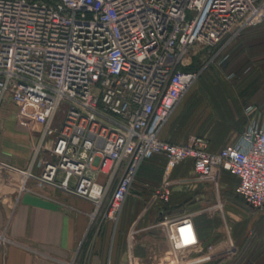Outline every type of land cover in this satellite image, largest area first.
<instances>
[{"label":"built area","instance_id":"1","mask_svg":"<svg viewBox=\"0 0 264 264\" xmlns=\"http://www.w3.org/2000/svg\"><path fill=\"white\" fill-rule=\"evenodd\" d=\"M263 23L264 0H0V111L13 104L40 123L28 166L16 170L18 195L34 180L92 202L91 221L105 205L102 220L116 226L141 166L161 156L154 199L169 201L173 168L190 161L199 180L226 172L236 196L263 208L264 109L248 106L243 131L217 151L202 136L159 137L202 73L185 69L188 50L201 43L222 64ZM11 170L0 160V177ZM157 226L176 256L199 244L189 218ZM227 239L228 250L209 249L231 253Z\"/></svg>","mask_w":264,"mask_h":264},{"label":"crops","instance_id":"2","mask_svg":"<svg viewBox=\"0 0 264 264\" xmlns=\"http://www.w3.org/2000/svg\"><path fill=\"white\" fill-rule=\"evenodd\" d=\"M246 41L238 51H247L248 57L264 45L261 36L253 39L252 35ZM195 106L202 108L199 116L191 113ZM248 106L228 85H193L159 137L183 143L191 136H202L209 149L217 151L235 142L243 131L251 117L245 112ZM253 107L257 112L264 109ZM6 111L12 117L0 120V160L13 170L2 171L0 177V264H65L72 259L73 264H227L218 262L220 254L209 248L224 243L223 203L230 205L231 195L236 196V179L230 174L218 171L214 182H204L196 177L190 161L183 162L173 168L170 198L162 203L154 199V192L163 180L165 161L155 156L141 166L116 226L101 217L94 227V204L88 200L34 180L18 195L16 170L28 166L40 123L18 114L13 104H5L0 117ZM182 218L192 222L199 244L179 257L157 224ZM237 232L232 230L227 236L233 245Z\"/></svg>","mask_w":264,"mask_h":264},{"label":"rangeland","instance_id":"3","mask_svg":"<svg viewBox=\"0 0 264 264\" xmlns=\"http://www.w3.org/2000/svg\"><path fill=\"white\" fill-rule=\"evenodd\" d=\"M263 26L244 31L238 40L233 42L224 51V54H228V58L222 64H219L217 57L214 56V49L210 51V49L201 43L194 44L186 54L185 68L193 70L202 69V73L193 85L197 87L204 84L211 86L228 85L234 88L244 105H254L263 109L264 58L261 57L263 56L262 53H264V45L256 49L254 48L250 57L247 56V51L244 53L238 51V47L247 44L246 40H248L249 36L253 35V39L257 36L263 38ZM246 64L248 66L243 69V66ZM249 66L251 67L249 68ZM197 103L195 102V105ZM200 111H202L201 106H195V109L191 113L193 116H199ZM3 117H12V114L6 111L0 117V120H4ZM11 129L13 131L14 128L12 127ZM2 130L0 131L2 132ZM17 149L19 148L17 147ZM231 199L230 205L223 203L224 250H228L230 247L227 236L232 230L238 231L239 237L235 240L231 253L221 254L218 256L217 261H226L227 264H264V207L253 209L244 204L236 196L231 195ZM231 203L234 204V207H232ZM104 208L105 205L97 212L94 227L98 226Z\"/></svg>","mask_w":264,"mask_h":264},{"label":"trees","instance_id":"4","mask_svg":"<svg viewBox=\"0 0 264 264\" xmlns=\"http://www.w3.org/2000/svg\"><path fill=\"white\" fill-rule=\"evenodd\" d=\"M247 64H248V63H247ZM247 64H246L245 66H243V69L246 68V67L248 66ZM185 69H186V68H185ZM186 70H193V69H186ZM236 197L240 198L239 196H236ZM240 200L245 204V202L243 201L242 198H240ZM250 208H251V207H250ZM238 235H239V234H238ZM238 237H239V236H238ZM238 237H237V238H238ZM237 238L235 237L236 240H237ZM232 264H234V263H232Z\"/></svg>","mask_w":264,"mask_h":264}]
</instances>
